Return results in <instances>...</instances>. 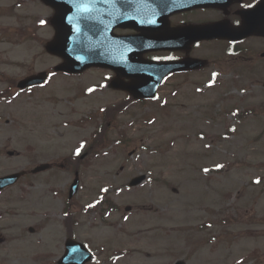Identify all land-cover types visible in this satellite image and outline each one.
Instances as JSON below:
<instances>
[{
  "label": "rangeland",
  "instance_id": "1",
  "mask_svg": "<svg viewBox=\"0 0 264 264\" xmlns=\"http://www.w3.org/2000/svg\"><path fill=\"white\" fill-rule=\"evenodd\" d=\"M25 2L0 0V73L16 80L60 62L44 51L46 29L24 31L33 25ZM55 74L0 102V175L51 164L0 193V264H57L65 231L94 253L90 264H264V97L248 104L242 82L210 70L169 78L144 103L107 89L105 71ZM120 101L111 128L110 117L96 128L102 108ZM90 135L104 141L93 157ZM83 154L68 199L74 164L63 161ZM140 173L146 181L128 187ZM102 191L118 210L89 208Z\"/></svg>",
  "mask_w": 264,
  "mask_h": 264
},
{
  "label": "flooded vegetation",
  "instance_id": "2",
  "mask_svg": "<svg viewBox=\"0 0 264 264\" xmlns=\"http://www.w3.org/2000/svg\"><path fill=\"white\" fill-rule=\"evenodd\" d=\"M30 1L48 11L47 29L52 35L56 28L50 18L55 9L43 1L68 5L69 34L96 35L109 50L118 49L113 46L117 40L131 38L136 42L125 49L145 50L146 60H196L203 64L201 69L242 82L250 100L264 95V0ZM30 14L34 22L30 29L41 36L40 7H32Z\"/></svg>",
  "mask_w": 264,
  "mask_h": 264
},
{
  "label": "water",
  "instance_id": "3",
  "mask_svg": "<svg viewBox=\"0 0 264 264\" xmlns=\"http://www.w3.org/2000/svg\"><path fill=\"white\" fill-rule=\"evenodd\" d=\"M81 42L82 41L78 42L77 46H75L74 40H72L68 35L57 34L55 36V39L47 44L46 48L49 52L61 56L64 59V62L57 66L56 70L75 73L92 64H95L96 61L93 59L91 51L88 50L86 46ZM151 67L153 66L151 65ZM148 70L151 71L152 74L149 73V76L144 79L146 81L142 82H144L143 85H147L150 90L154 91L159 83V79L166 71H163L162 73L158 74V76H156L155 73L157 72L153 68H148ZM137 72L139 73V75L143 73L141 70H137ZM44 77L45 73H40L38 75L28 77L19 83V87L23 88L33 84L41 83L44 81ZM131 91L135 94L136 97L142 96L138 93H135L134 89H131ZM151 95L152 93H148L146 96L149 97ZM18 176V174H14L0 179V188L13 183ZM142 180L143 177L135 178L132 180L131 185L138 184ZM76 187L77 181H75L72 185L70 196L75 192ZM65 247V254L58 261L59 264H84L91 258V255L80 243L74 242L72 240H67L65 243Z\"/></svg>",
  "mask_w": 264,
  "mask_h": 264
},
{
  "label": "snow or ice",
  "instance_id": "4",
  "mask_svg": "<svg viewBox=\"0 0 264 264\" xmlns=\"http://www.w3.org/2000/svg\"><path fill=\"white\" fill-rule=\"evenodd\" d=\"M41 23H43V21H41ZM79 151H80V150L77 149V154L79 153ZM216 167H217V168H220V167H222V165H217ZM205 171H208V169H205ZM256 182H259V181L257 180Z\"/></svg>",
  "mask_w": 264,
  "mask_h": 264
}]
</instances>
